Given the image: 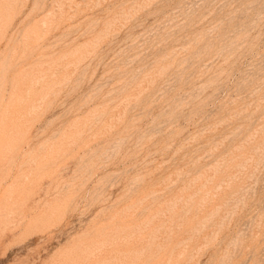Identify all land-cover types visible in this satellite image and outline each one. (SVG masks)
I'll return each mask as SVG.
<instances>
[{
    "label": "rangeland",
    "instance_id": "rangeland-1",
    "mask_svg": "<svg viewBox=\"0 0 264 264\" xmlns=\"http://www.w3.org/2000/svg\"><path fill=\"white\" fill-rule=\"evenodd\" d=\"M0 80V264H264V0H0Z\"/></svg>",
    "mask_w": 264,
    "mask_h": 264
},
{
    "label": "bare ground",
    "instance_id": "bare-ground-1",
    "mask_svg": "<svg viewBox=\"0 0 264 264\" xmlns=\"http://www.w3.org/2000/svg\"><path fill=\"white\" fill-rule=\"evenodd\" d=\"M77 51V50H76ZM75 51V52H76ZM41 62V61H40ZM23 71V70H22ZM2 78H3V76H1ZM35 79V78H34ZM0 81H2V80H0ZM5 81V80H4ZM18 85V84H17ZM17 85H16V87H17ZM19 97V96H18ZM21 97V96H20ZM14 98V97H13ZM8 100V99H7ZM22 100V99H21ZM18 101V100H17ZM32 101V100H31ZM39 101V100H38ZM23 101H21V103H22ZM19 103V102H18ZM31 103V102H30ZM38 103V102H37ZM8 104H9V102H8ZM23 104V103H22ZM34 104V103H33ZM31 105V104H30ZM35 105V104H34ZM20 107H21V105H19ZM25 106V105H24ZM6 107H7V105H6ZM11 107V106H10ZM19 107V108H20ZM38 107V106H37ZM19 116V115H18ZM3 124V123H2Z\"/></svg>",
    "mask_w": 264,
    "mask_h": 264
}]
</instances>
